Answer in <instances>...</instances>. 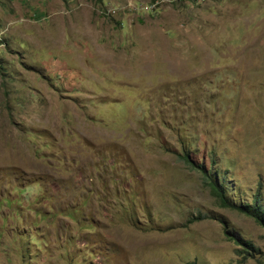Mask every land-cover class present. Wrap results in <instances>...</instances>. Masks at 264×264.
Returning <instances> with one entry per match:
<instances>
[{
  "label": "rangeland",
  "instance_id": "374dc122",
  "mask_svg": "<svg viewBox=\"0 0 264 264\" xmlns=\"http://www.w3.org/2000/svg\"><path fill=\"white\" fill-rule=\"evenodd\" d=\"M207 177L264 207V0H0V264H264Z\"/></svg>",
  "mask_w": 264,
  "mask_h": 264
},
{
  "label": "trees",
  "instance_id": "16d2710c",
  "mask_svg": "<svg viewBox=\"0 0 264 264\" xmlns=\"http://www.w3.org/2000/svg\"><path fill=\"white\" fill-rule=\"evenodd\" d=\"M183 161H185L188 164H191V166L195 169L203 170L202 173H204L203 168L196 167L192 165V163L189 160V156L187 152L183 153L182 155ZM205 174V173H204ZM208 179V187L210 190L211 195L216 199L219 206L221 208L226 209H232L237 211L238 213L245 215L249 218H252L258 225L264 227V207L259 205L257 202H255L253 205L246 204V205H235L231 203L223 194V190L221 187L217 185L214 179L207 177ZM192 220H190L191 222ZM196 221V220H194Z\"/></svg>",
  "mask_w": 264,
  "mask_h": 264
}]
</instances>
